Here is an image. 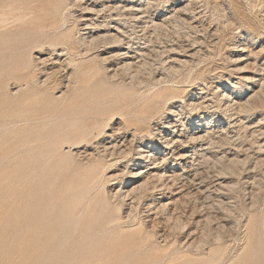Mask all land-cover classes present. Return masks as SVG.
Returning a JSON list of instances; mask_svg holds the SVG:
<instances>
[{"label":"rangeland","instance_id":"obj_1","mask_svg":"<svg viewBox=\"0 0 264 264\" xmlns=\"http://www.w3.org/2000/svg\"><path fill=\"white\" fill-rule=\"evenodd\" d=\"M90 1L93 3L95 0H89L88 4ZM162 1L165 0H114L106 6L117 5L124 13L132 11L131 5L142 3L145 7L150 2L153 9L149 16L155 23L162 22L164 18L169 21L165 28L153 34L151 29L132 31L130 21L125 26L113 22L110 27L114 30L119 27L120 31L127 32L124 43L130 42L129 57L135 58L140 53L137 48L145 51L144 54L148 53L146 68L155 71L157 78L159 74L166 77L164 86L179 90L177 98L165 106L166 110L169 108L175 113H165L163 118L155 116L150 127L159 128L163 134L174 131L175 139L181 140L176 143L177 149L185 151V160L176 156L170 159V154L167 156L169 161L160 163L164 154L160 142L154 141L152 136L143 140L136 136V141L133 140V126L126 124L120 115L106 120L110 110L121 103L123 107L128 101L123 99L122 93L132 88L127 77L109 78L101 72L94 77L79 75L75 85H68L67 75L72 68L66 66L64 53L57 58L61 52H52L53 48L49 46V37L53 35L51 26H47L43 33L37 32V23L43 14L38 10L31 16V23L18 30L30 43L27 50L34 64H40L35 72H31L36 74L35 80L42 86L47 74L50 79L44 95L46 99L37 104V108L35 105L29 108L20 106L30 89L43 86L38 87V83L28 78L13 80V71H10L13 51L9 49L13 41L4 44L2 40L13 35V29L9 33L0 31V264H35L36 257L39 258L36 264H264V0H168L166 4ZM33 5V9L50 7V1L38 0ZM186 5L190 11L169 19ZM101 8V3L97 2L96 9ZM80 15L96 20V17L68 7L63 12V28L79 27L76 20ZM96 21L102 23L103 19L97 18ZM145 21H149L147 17ZM136 35L141 40L134 39ZM124 43L119 49L109 51L125 52L123 48L128 45ZM61 48L56 47L57 50ZM240 48L243 51L239 54L236 51ZM238 57L241 61L237 63ZM43 59L47 60V67L41 63ZM133 61L138 62L139 58ZM60 66L63 67L58 69ZM169 67H175L176 71L170 72ZM55 84L60 86L54 91ZM152 84L148 88L144 85L134 87L145 94L152 89ZM243 85L248 88L241 91L237 100L242 103L250 101L249 115L229 118L222 111L220 95L229 94L233 99L235 90L232 87L238 89ZM82 99L85 102L80 105ZM189 100L200 104L196 112L190 111ZM73 103H78L79 109L72 108ZM97 116L100 117L95 121ZM75 118L78 122L74 123L86 132L97 124L105 128L104 132L97 137L94 133L86 139L75 140L70 145L60 143L61 136L69 132L67 127ZM167 122H171L173 128L162 129ZM193 122L205 126L198 131L210 128L209 133L215 142L220 137L227 140L221 145L209 143V138L189 143L186 136L194 128ZM207 122L210 124L208 127ZM120 124L124 130L115 139L120 151L117 156L104 160L108 178L95 180L89 185L86 179L89 166L102 155L101 145L112 146L114 141L108 136L120 128ZM45 125H48L45 132H52V136L49 134L46 140L34 141L30 145L33 158L27 168V162L20 160L26 147L16 150L19 133L29 128L32 138ZM179 135L183 137L178 138ZM53 142H56L54 157L42 165L45 161L42 155L46 151L43 145ZM140 142L147 150L153 149L154 144L156 158H159L157 167L166 172V176L174 172L178 177L172 184L169 179L165 182L168 189L159 185V191H154L152 198L145 194L146 199L141 200L140 207L133 209L134 212L131 205H137V202L127 198L126 207L111 214L113 220H117L107 224L103 200H107L111 210L119 206L111 196L121 188L120 181L129 177L125 175V167L136 172L144 166L143 160H137L135 154ZM128 148L133 149L130 154L120 156L121 151ZM68 154H71L73 163L59 166L58 160ZM202 154L218 157L224 154L229 158L239 154L240 159H249L240 173L218 175V168L211 161L205 162ZM256 161H261L262 165L255 166ZM27 173L29 179L21 182L22 186L17 184L18 178H24ZM139 179H129L124 191L134 189L141 183ZM68 187L75 193H84L76 204L73 202L72 210L76 217L84 219L82 229L87 228L88 232L79 239H70L61 248L48 250V258L43 261L40 257L43 252L31 248L39 243L37 232L41 230L44 218L49 217L44 207L53 205L56 210L66 207L64 204L71 201L68 199L71 194ZM162 203H167V211L171 212L174 220L157 210ZM84 222L89 224L85 226ZM59 229L60 225L55 226L53 232L57 235ZM57 238L62 240L60 236Z\"/></svg>","mask_w":264,"mask_h":264},{"label":"bare ground","instance_id":"obj_2","mask_svg":"<svg viewBox=\"0 0 264 264\" xmlns=\"http://www.w3.org/2000/svg\"><path fill=\"white\" fill-rule=\"evenodd\" d=\"M48 1H50V7L49 6L39 7V9L38 7H35V9H33V6H34L33 4L34 3L37 4L38 0H0V31L9 33L13 29V35L6 34L7 36L4 39H2L4 44H7L8 42L13 41V45L9 47V49L13 51V65L10 68V71H13V80L22 81L28 78L29 81L38 83V81L35 80L36 74L31 73V72L32 71L35 72L36 66L37 65L39 66L40 64H37V65L34 64L30 51L27 50V47L30 46V43L23 38L24 36L23 33L19 32V30L22 27L26 26L28 23H31L32 21L31 16H34L35 11L38 10L39 12L43 14L41 16L42 18L40 22L37 23L39 25L37 26L39 29L37 30V32L43 33L44 29L47 26H51V29H53L52 31L53 35L49 37V39L51 40L49 46L53 48L52 52H55V53L56 51L61 52L60 54H58L57 58L62 57L63 55L62 53H64V55H66L67 57V60L65 59L66 66H70L72 68L71 72L69 71L70 74L67 75L68 85L69 86L75 85V83H77L78 81L77 78L79 75H86V76L94 77L100 74L101 72L106 74V77H109V78H115L118 76L127 77V79L130 80V85L132 86V88H130L127 91L124 90L125 92H122V93L124 94L123 99L128 100V101L126 104L123 105V107L121 103V104H117L115 108L110 110L109 115L106 118V120H110L114 115H120L121 119L125 120L126 124H128L129 126H133V134H132L133 140H135L136 136H141L140 140H143L145 137L152 136L154 141L160 142L163 145L162 147L164 149V154L161 158L160 163L169 161L167 159V156H169L170 154H171L170 159L171 157L176 156L179 160H185L186 159L185 151L177 149L176 143L178 142L180 143L181 140L178 141V139H175L176 136H174L173 134L174 131L171 132L170 134H166V133L163 134V131H160L159 128L150 127V123L155 119V116L159 115V118H163L164 116L163 114L165 113L168 115H173L175 113V111H173L172 109L168 108L166 110L165 106L170 101L177 98V93H179V90L177 89L175 90L169 86H164L163 84L166 82L165 81L166 77H164L162 74H159V78H157V76L154 74L155 71L153 72L151 69L148 68L149 69L148 70L146 68L147 59L145 60V58L146 56H148V53L144 54L143 52L145 51L138 50L137 48V52H140V53L137 54L135 58H139V61L134 62L133 59L135 58L129 57V54L131 53L129 52L131 51L130 50L131 46H129L130 42H127L126 44L124 43L125 41L124 35H127V32L120 31L119 27H115V30H114V27L113 28L110 27V25L113 24V22H120V23H123V25L125 26V24H127V22L130 21V24L131 23L133 24L131 25L132 31H134L137 28L141 29L140 32L141 31L144 32L145 30L148 31L151 29V33L153 34L165 28L166 24L169 21L164 18L162 22L155 23L154 19L151 18V16H149V14H151L152 9H153L152 4L150 2H147L146 5H144L145 7H143L142 3L138 5L136 4L131 5V10H132L131 12L128 11V12L121 13L120 11L121 8L117 7V5L115 6V5L109 4L108 6H106V3H112V1L114 0H101V1L95 0L93 3H91L90 1L91 4H88L89 0H48ZM137 1L141 2V0H137ZM97 2L101 3V6H102V8L99 10L96 9ZM168 2H169L168 0H165V1H162L161 3L166 4ZM68 7L74 8L77 11L79 10L82 14H86L87 16L96 17V20L97 18H102L103 21H101L102 23H98V21L96 20L94 21V19H89V18L86 19L80 15L81 17L79 16L80 17L79 20H76L77 18L75 19L76 22L80 24L79 27L75 26L76 28L74 29L70 27L63 28L64 27L63 12ZM165 7L166 6L164 5L163 9ZM122 10H125V9H122ZM188 11L190 10H188V5H186L182 7L181 9H178L169 19L171 18L176 19L178 15H181L184 12L186 13ZM146 14L148 16H145ZM146 17L148 18L149 21H145ZM149 24H151V26ZM123 25L122 27H124ZM134 39L141 40L138 36L135 37ZM123 43L124 45H128L126 48H123L125 52L123 51V53H120V51L118 52H115L113 50L109 51L110 49H119L121 45H123ZM59 46H61L62 48L60 50H57L56 47H59ZM63 46H66V47L64 48ZM240 49H238L236 52L239 53L243 51V49L241 50ZM9 58H11V56ZM239 60L241 61V59H239L238 57V59L234 61L238 63ZM41 63L45 65L47 63V60L43 59ZM11 64H9L8 67H10ZM62 67L63 66H60L58 67V69ZM237 69L242 70L241 67H238ZM168 70L173 73L176 71L175 67H169ZM51 73L55 74V71H52ZM10 78H12V76ZM45 78L46 79L43 81V84H42L43 88L30 89V91L27 92V96L25 97V99L23 100L20 106H23L24 108V105H25V107L27 106V108H29V106L35 105L34 108H37V104L42 103L46 99L44 95L46 94V91H47V87H48L47 83H48V80L50 79V75L47 74ZM151 82L154 83L152 84L153 85L152 89L150 91H147V93L145 94L140 93L138 90V87L137 88L134 87L136 85L137 86L144 85V88H148ZM37 86L42 87L40 86L39 83L37 84ZM58 86L60 85L55 84L54 88L52 89L55 91V89H57ZM232 88L233 90H235L233 93L235 95V98L232 99V97L229 94L220 95L222 96V98L219 100V103L220 104L222 103L223 113L228 115L229 118H231L233 115L248 116L249 115L248 105L250 104L249 103L250 101L248 100L242 103L237 100V97L241 95V91L244 90V88L246 90L248 87L244 86L243 88L240 87L238 89H235L236 87L233 86ZM153 89L154 91H152ZM77 91H79V89ZM79 98L80 96L77 97V99ZM84 102L85 101L82 99V102L80 103V105L83 104ZM77 104L73 103L71 107L79 109L78 108L79 106ZM199 105H197L192 100H189L188 107H190L191 112H196L198 108L200 107ZM162 108L164 109H163V112L160 114V111ZM84 110L85 108L82 111ZM128 110H130L131 113H124L125 111H128ZM100 116H102V114H100ZM100 116H97L95 121H97V119ZM74 121L78 122L76 118L73 119V121L67 127L69 132H65L66 135L61 136L62 138L59 141L60 143H67L68 145H70V144H73L75 140L86 139L89 135L93 136L94 133H95L94 137H97L100 134H102L105 129L104 127H101L100 124H97L96 126L94 125L90 127V129L86 132L82 130L78 126V124L74 123ZM198 123L199 122L191 123L193 124L192 127L194 128L190 130V134L186 136V139H188L189 143L190 142H202L209 138V143L221 145L223 142L227 140L226 137H223V138L220 137L218 138V140L215 139L217 141L215 142L213 138L211 137V134L209 133L210 128H206L205 131H202V130L198 131V129L205 127L203 125H199ZM165 124L166 125L160 124V125H163L162 129L173 128L171 126V122H167ZM206 125L208 127L210 124L207 122ZM118 126L120 128L115 129L114 131H112L110 136H108V139H112V141H114L112 146L110 145L111 148L106 147L105 145H101L102 143H99V145L102 146L103 151L100 152L102 155L99 158H97L96 160H93L91 166H89L88 172L86 173V179L89 180V185L95 182V180L105 179L106 177L105 173L108 167L106 166V163H104V160L107 159V157H113L115 155L117 156L118 151H120L121 147L119 148V146L115 142V139H116V135H119L118 133L121 130H124L123 128L124 126L123 124H120ZM47 128H48V125L43 126L42 131L40 129L39 132L36 134L37 137L35 136L32 138H31L32 132H30L29 128L19 133V142H17L16 144V150L17 151L20 150L21 147L23 146L26 147V149L24 150V153L21 154L20 160L27 162L26 163L27 168H28L30 160H32L33 158V149L30 147V145L34 141H42L43 139L46 140V137H49V134L51 135L52 133V132L50 133L49 131L45 132ZM203 132H204L203 135L202 134L199 135L200 133H203ZM43 134H44L43 138L40 139L39 137H41ZM181 135L185 136V134H181ZM183 136L179 135L178 138H181ZM250 136L252 135L250 134ZM133 140H132V143H133ZM230 141L229 143H231ZM55 146H56V142L43 145L46 151L42 155V158L45 159L42 165H45L46 162H48L52 157H54L53 152H54ZM152 147L153 149L147 150V148L143 146V142H140V145H138L135 154L137 155V158H136L137 160H143L142 162H144V166L138 168L136 172H133L132 170H129L127 169V167H125L124 169L125 175L129 177L127 179H122V181H120L121 188L117 190L116 193L114 192L115 194H112L111 196V198H115L118 201L119 206L111 210L110 208H108L107 200H103V208L106 212L105 214L107 216L106 217L107 224L112 223L115 220H117V219L113 220V217H111V214L119 211L123 206H125L127 204L126 203L127 198L130 197V200H132L133 203L134 201L135 203L137 202V205L136 204L131 205L132 209L130 208L131 210L136 209L140 205L141 200L146 197V196L144 197L145 194L147 195V198H150V197L152 198L153 194L155 193L154 191H159L158 189L159 185L161 187L167 188L168 184L165 182L168 181V179L171 181L170 184L176 181L178 175H175L174 172L166 176V172H161L159 167H157V164H159L158 162L159 158H156V154H155L156 146H154L153 144ZM173 148L175 149L173 150ZM132 150H133L132 148H128V150H125L127 152L121 151L120 156L123 154L128 155L130 154ZM206 156L202 154V159L207 163L211 161V163L216 168H218L217 169L219 170L218 175L220 174L228 175L229 174L231 176L235 175L238 172L240 173L239 170H241V168L247 164L248 159H249V157H244L243 159H240L239 154L233 155L232 158H229L228 156L224 154L220 157H218V155H215V154L206 155ZM71 157H72L71 154H68V156H62L58 160L57 164H59V166L71 165L73 163V160ZM262 162L264 163V161ZM262 162L260 161V162L255 163V166L262 165L261 164ZM150 166L152 167L150 168ZM22 177L23 176H20L17 180V184H19L20 186H22L21 182L29 179V173H27L24 176V178ZM138 178H140L139 180L141 181V183H139L137 186L135 185L136 187H134V189L124 191L125 186H126L125 184L129 179H138ZM138 181H135V182L138 183ZM50 186L51 185H48V187ZM165 188H163V190ZM67 191L71 192V194H69V197H68V199L71 201L70 202L68 201L69 203L64 204L66 207L60 208L59 210H56V207L53 205L52 206L49 205L50 206L49 208L44 207V211H46V214H48L49 217L47 216L46 218H44L43 220L44 222L41 224V228H40L41 230L37 232L39 243L36 244V246L34 245V248H31L32 250L38 249V251L41 250L43 252L42 254H40V257L43 259V261H46L48 258V255L46 254L48 250H52V248L54 247L57 249L61 248L70 239H73V240L79 239L81 235H84L86 232H88V230L86 231L87 228L83 227L82 229L84 219L82 220V217H79V218L76 217L72 210L74 209L73 202L76 204L78 202V199H80V197L84 193L82 191L75 193L73 192L71 187H68ZM153 203L154 202L147 204V205H151ZM167 208H168L167 203H162L160 207L157 208V210L159 212H164L168 219L174 220V216L171 215V212L167 211ZM151 209L152 208H150V210ZM85 223L86 222H84L85 226L89 224L88 222L86 224ZM59 225H60V229L58 231V234L56 235L53 232V228ZM206 227L205 229H207ZM59 236L62 238V240H59L57 238ZM28 246L30 245L28 244ZM37 258L38 257L34 259L36 261L35 264L37 263Z\"/></svg>","mask_w":264,"mask_h":264}]
</instances>
